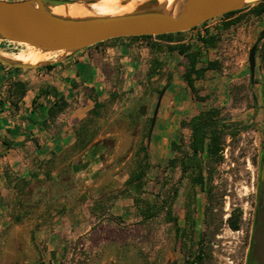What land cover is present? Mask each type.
Returning <instances> with one entry per match:
<instances>
[{
	"label": "rangeland",
	"instance_id": "rangeland-1",
	"mask_svg": "<svg viewBox=\"0 0 264 264\" xmlns=\"http://www.w3.org/2000/svg\"><path fill=\"white\" fill-rule=\"evenodd\" d=\"M255 5L189 32L192 49L200 51L197 68L205 69L195 81L200 100L189 87L178 105L169 100L167 86L175 77L184 80L188 61L177 50L167 51L175 53L174 71L167 66L150 78L148 70L140 85H130L116 99L111 91L103 99L96 95L104 106L83 118V137L93 136L85 148L75 142L42 162L38 155L25 157L28 162L19 157V171L30 172L8 173L0 191V264H184L199 247L203 264H245L264 167V39L254 82L248 63L264 29V13L258 15ZM185 35L174 34L172 45L186 44ZM211 37L212 44L200 41ZM198 46L210 48L204 63L205 48ZM27 50L0 40V51ZM209 61L217 67L206 69ZM242 63L244 77L230 81ZM221 79L227 99L220 103ZM79 96L80 102L91 97L84 87ZM169 101L176 107L169 110ZM204 109L218 111L224 129L213 161L193 157L190 149L192 121ZM171 115L175 122L158 120ZM233 213L243 215L239 230L227 223Z\"/></svg>",
	"mask_w": 264,
	"mask_h": 264
},
{
	"label": "crops",
	"instance_id": "crops-1",
	"mask_svg": "<svg viewBox=\"0 0 264 264\" xmlns=\"http://www.w3.org/2000/svg\"><path fill=\"white\" fill-rule=\"evenodd\" d=\"M189 32L182 33L186 34L183 42H190ZM161 43L173 44L171 41ZM202 52L200 59L204 63L208 59L210 48H205ZM153 55L146 41L120 37L75 53L54 64L49 70L32 68L17 72L0 63V191L6 185L8 173L15 172L21 176L29 174L30 167L19 171V164H24L20 156L28 162V159L32 161V156L38 155L42 162L50 157H57L77 141L76 129L93 107V100L88 96L83 102L79 101L80 88L84 87L89 96L98 95L103 99L108 96L109 91L117 89L120 83L123 84L122 90L130 85H140L139 78L144 77L149 70ZM174 55V52H169L163 59L169 72L175 70L172 61ZM35 71L38 72L37 75ZM236 71L230 81L235 82L244 77V63ZM17 80L25 81L27 87L25 94L19 99L12 88ZM224 85L221 79L218 88L220 103L227 99L226 94L222 93L226 90ZM188 91L186 82L178 77L167 86V93L171 92L172 96L169 100L173 103L176 100L177 105L183 100L182 95ZM62 95L69 106L58 112L54 103ZM172 102L167 103L169 110L176 107ZM172 116L159 117L158 120L167 123L170 118L175 122L173 118L176 117ZM84 151L89 153V149ZM120 202L121 200H117V204Z\"/></svg>",
	"mask_w": 264,
	"mask_h": 264
},
{
	"label": "water",
	"instance_id": "water-1",
	"mask_svg": "<svg viewBox=\"0 0 264 264\" xmlns=\"http://www.w3.org/2000/svg\"><path fill=\"white\" fill-rule=\"evenodd\" d=\"M97 0H0V40L29 44L42 52H59L54 59L26 63L3 55L0 63L21 69L40 68L64 61L98 43L130 36L185 33L195 26L261 0H145L117 14L100 15L90 4ZM82 5L87 14L72 15L71 5ZM64 6V13L54 8ZM264 29L248 53L251 81L256 76V52ZM165 89L158 97L148 140L157 120ZM8 148V145H6Z\"/></svg>",
	"mask_w": 264,
	"mask_h": 264
},
{
	"label": "trees",
	"instance_id": "trees-1",
	"mask_svg": "<svg viewBox=\"0 0 264 264\" xmlns=\"http://www.w3.org/2000/svg\"><path fill=\"white\" fill-rule=\"evenodd\" d=\"M257 14L261 15L264 13V0L260 1L258 4H256L254 7ZM244 10H234L230 11L222 16H219L217 18H223L232 16L235 13ZM216 18H212L210 20H207L203 23L210 22ZM198 27L195 26L192 30L196 29ZM191 31V30H190ZM181 34V33H177ZM174 34H160V35H140V36H130L131 39H142L143 41H146L151 51L154 53L153 58L151 59V66L148 71V77H154L158 74L160 70L166 67L163 59L167 55V51H175L177 50L180 54L184 55L187 58L188 61V67L186 68L185 72L183 73L184 80L187 84V86L191 89V91L194 93L195 100H200L202 97L199 95V90L195 88V81L198 78H201L204 76L205 69H198L197 68V62L198 57L200 56L199 50H193L192 45L190 42H187L186 44L182 43V45H169V44H163L161 41H167L170 42L172 40V36ZM213 37L211 38H201L200 41L206 45L207 43L212 44ZM106 41L98 43L94 46H100L104 44ZM262 45L264 46V40ZM166 46V49H165ZM259 49V45L257 50ZM263 60H264V54H263ZM206 69H214L216 68L217 64L215 61H209L207 62ZM55 65L50 64L43 67H40V69L43 70H49L53 68ZM10 69L20 71L21 68H13L9 67ZM140 82V81H139ZM142 83V82H141ZM140 83V84H141ZM139 84V83H138ZM77 87V85H73ZM123 84L120 83L119 87L117 89H114L111 91L110 98L116 99L118 97V94H121L122 92L127 91V89L122 90ZM126 87V86H125ZM13 90L15 91V94L17 95L18 99L21 98L25 92H26V83L23 80H17L12 85ZM131 88V87H128ZM12 90V89H11ZM93 100V107L89 109V114L93 115L94 113L98 111V109L102 106H104L103 102L99 99L98 96H91L90 97ZM15 103V102H14ZM16 104V103H15ZM57 111L62 112L66 107L69 106V103L65 96H60L55 100V103ZM218 115V111L214 114L211 113L210 110L204 109L200 110L199 114L195 117V119L192 121V137L190 142V149L192 150V156L193 157H201L204 156L208 160H216L217 155L219 154V151L222 149L223 144V133L224 129L223 126L220 124V121L216 119V116ZM87 123L88 121H80V124L78 125V128L76 129L77 132V145H80V148H85L92 140L93 136L89 135L90 137H83V133L87 132ZM7 144V142H6ZM144 150L146 151V157L148 158V147L145 146ZM145 173V170H141L138 173L137 178H141ZM239 215L236 213H233L227 220V223L230 228L233 230H237L239 228ZM204 250L202 247H199L193 257L190 260L184 261V264H203L204 262Z\"/></svg>",
	"mask_w": 264,
	"mask_h": 264
},
{
	"label": "bare ground",
	"instance_id": "bare-ground-1",
	"mask_svg": "<svg viewBox=\"0 0 264 264\" xmlns=\"http://www.w3.org/2000/svg\"><path fill=\"white\" fill-rule=\"evenodd\" d=\"M137 1L145 0H97L90 4L93 13L100 15L117 14L125 9L133 6ZM256 1V0H248ZM57 13H64V6H57L54 8ZM69 14L81 15L87 14L89 10L82 5H71L67 10ZM27 47L26 52L9 53L7 51H0L3 55L22 61L26 63H37L41 60L54 59L59 55V52H42L41 50L25 43H19Z\"/></svg>",
	"mask_w": 264,
	"mask_h": 264
},
{
	"label": "flooded vegetation",
	"instance_id": "flooded-vegetation-1",
	"mask_svg": "<svg viewBox=\"0 0 264 264\" xmlns=\"http://www.w3.org/2000/svg\"><path fill=\"white\" fill-rule=\"evenodd\" d=\"M239 217L242 219L243 215H239ZM240 218L239 228L237 230L240 229L242 223ZM245 264H264V167L262 168L261 182L258 189V201Z\"/></svg>",
	"mask_w": 264,
	"mask_h": 264
}]
</instances>
